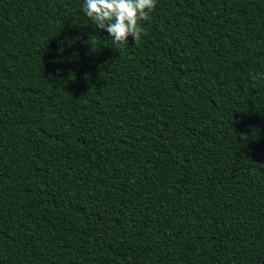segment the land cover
<instances>
[{
	"label": "trees",
	"instance_id": "1",
	"mask_svg": "<svg viewBox=\"0 0 264 264\" xmlns=\"http://www.w3.org/2000/svg\"><path fill=\"white\" fill-rule=\"evenodd\" d=\"M82 4L0 0V264H264V0Z\"/></svg>",
	"mask_w": 264,
	"mask_h": 264
},
{
	"label": "clouds",
	"instance_id": "2",
	"mask_svg": "<svg viewBox=\"0 0 264 264\" xmlns=\"http://www.w3.org/2000/svg\"><path fill=\"white\" fill-rule=\"evenodd\" d=\"M155 6L156 0H83L82 11L121 48L129 43V37L133 44L141 42V21L149 20Z\"/></svg>",
	"mask_w": 264,
	"mask_h": 264
}]
</instances>
